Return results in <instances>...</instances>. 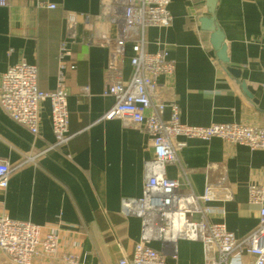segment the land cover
<instances>
[{
  "label": "crops",
  "instance_id": "obj_1",
  "mask_svg": "<svg viewBox=\"0 0 264 264\" xmlns=\"http://www.w3.org/2000/svg\"><path fill=\"white\" fill-rule=\"evenodd\" d=\"M168 11L171 24L148 28L144 35L148 53L166 52L175 65L171 76L158 78L165 88L161 100L175 104L179 120L189 126L264 127V0H217L225 65L216 59L210 33L199 25L200 18L209 16L207 0H171ZM100 13L101 0H7L0 7V79L8 68L28 63L37 67L39 90L50 92L62 65L69 114L70 139L55 146L48 101L40 106L37 135L0 107V160L12 169L7 188L0 189V216L58 237L56 254H38L31 264H118L131 257L140 238V220L122 217L120 202L142 195L144 163L153 154L141 126L102 118L114 100L104 92L109 47L100 38L113 40L116 33L106 19H97ZM69 14L77 15L73 26ZM62 43L70 56L59 60ZM131 56L127 45L124 80L131 75ZM227 68L238 71L239 78ZM239 82L253 90L254 101ZM169 116L167 107L162 118ZM179 140L185 146L177 162L166 167L167 177L177 180L182 191L200 195L206 182L217 181L224 171L231 199L210 203L207 219L224 224L238 239L252 232L259 215L248 204V186H264V149L253 151L219 138ZM188 231V238L176 244L175 259L167 244L150 246L163 252L164 264H204L202 245L193 228ZM243 260L251 264L250 257ZM0 264H12L1 251Z\"/></svg>",
  "mask_w": 264,
  "mask_h": 264
},
{
  "label": "built area",
  "instance_id": "obj_2",
  "mask_svg": "<svg viewBox=\"0 0 264 264\" xmlns=\"http://www.w3.org/2000/svg\"><path fill=\"white\" fill-rule=\"evenodd\" d=\"M171 0H101V13L97 19H106L115 27V38L105 36L100 43L109 47L105 68L106 95L113 98V106L103 115L105 120H119L122 125L141 126L148 136L152 158L144 163L145 181L142 195L123 198L119 214L136 217L141 223L139 241L130 258L123 257L118 264H164L163 252L153 249L152 242L167 244L172 258H176V244L188 238L189 227L202 245L204 264H245L243 257L251 258V264H264V186H248V204L258 209L257 227L243 238H236L224 224L209 222L212 212L209 205L215 201H229L231 191L223 171L217 181H207L203 193L196 195L182 191L180 183L166 175V167L178 160L179 151L185 146L182 139L208 141L219 138L230 145H240L250 150L264 149V127L242 124H212L206 127L189 126L179 120L175 104L161 100L165 91L158 83L160 76H171L175 65L166 52L148 53L145 49V31L148 28L167 27L172 22L168 11ZM7 0H0L5 7ZM54 9V5L38 4ZM77 15L69 14L67 22L74 25ZM90 43L94 41L90 40ZM96 43V42H95ZM132 56L129 65L131 75L122 77L126 46ZM70 56L62 43L59 60ZM62 65L54 91L38 88V71L35 65L19 63L8 68L0 79V107L15 123L33 135L38 133L39 110L43 102H49L50 125L54 145H65L68 134L69 114L64 92ZM170 109L167 120L164 110ZM11 167L0 160V189L8 186ZM184 175L188 173L183 171ZM199 217L193 220L194 216ZM58 237L55 232L43 231L29 222L14 221L0 216V251L12 264H31L38 254L55 255ZM69 262H72L69 259Z\"/></svg>",
  "mask_w": 264,
  "mask_h": 264
},
{
  "label": "water",
  "instance_id": "obj_3",
  "mask_svg": "<svg viewBox=\"0 0 264 264\" xmlns=\"http://www.w3.org/2000/svg\"><path fill=\"white\" fill-rule=\"evenodd\" d=\"M216 2L217 0H207L208 6V17H203L199 19V25L201 30L210 33V45L215 52L216 59L221 64H227V55H226V46L223 43L222 33L217 27L216 20H215V9H216ZM228 73L233 75L235 78H239V72L227 68ZM240 89L242 90L243 94L250 100L254 101L253 98V90L246 86L245 83L239 82Z\"/></svg>",
  "mask_w": 264,
  "mask_h": 264
}]
</instances>
